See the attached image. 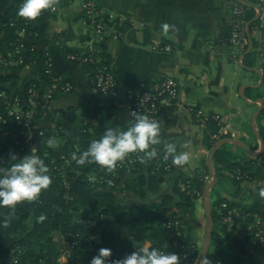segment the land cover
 <instances>
[{"label":"trees","instance_id":"obj_1","mask_svg":"<svg viewBox=\"0 0 264 264\" xmlns=\"http://www.w3.org/2000/svg\"><path fill=\"white\" fill-rule=\"evenodd\" d=\"M22 1L0 0L2 59L14 60L19 55L23 57L22 63L8 67L0 65V91L6 92L9 100L18 96L23 108L27 109L30 85H35L33 99L39 100L45 85L50 83V77L42 71L43 60L39 79L21 81L20 77V72L36 60L37 39L40 36L38 24L45 19L48 12L42 10L35 20L21 17L18 9ZM240 5L243 8L244 23L249 22L250 26L257 23L253 8ZM21 31H24L23 35L19 34ZM34 32L37 34L34 35ZM18 44L23 47L19 54H15L13 49ZM31 47L33 50H30ZM68 53L71 52H66L65 56ZM251 54L249 52L246 56ZM91 59H98L99 62ZM72 62L81 65L88 75L89 92L78 106H69L65 111L59 110L51 124L36 128V154L48 165L52 183L34 201L18 202L14 208L0 206V264H90L92 257L102 247L112 249L113 255L109 259H115L123 258L146 243L180 254L181 264H193L199 254V247L195 241L185 237L184 226L198 199L194 190L203 198L207 184L204 176L208 175V171L203 172L199 168L193 176H182L184 189L178 196L159 193L158 176L165 174L152 172L154 158H146L144 162L136 163L129 171H115L114 175H110L113 185L92 183L89 176L99 174L105 167L91 160L83 165L78 164L72 158L73 153L82 154L90 142L99 139L108 128L126 130L134 119L126 111L125 122L110 126L115 109V95L101 94L94 81L96 64L110 66L103 54L96 50L88 51L81 55L80 60ZM54 73L58 74L55 71ZM63 77L72 83L70 79ZM260 88H264V72ZM60 95L62 94L54 93L53 99ZM258 96H262V91ZM44 105L46 104L37 105L31 130L35 128ZM78 108L79 114L76 113ZM0 114L7 119L6 123L0 122V153L8 142H17L16 151L0 161V169H4L19 162L20 157L28 154L32 147L24 138L15 137L21 125L10 120L2 102ZM263 119L264 106L256 118L258 136L262 142L258 155H251L248 160L242 159L238 157L239 151L247 150L230 142L223 143L213 155L212 162L217 179L209 191L213 228L207 259L211 264H243V260L226 249L223 245L225 241L221 240V236L226 235L229 229H235L238 223L241 224L245 239L253 248L256 251L264 250L255 242V232L264 230V206L241 208L221 195L228 187L231 188L233 196L243 195L241 183L250 178L249 171L253 164L259 161L264 166ZM205 125L204 143L209 148L220 139L228 137L226 134L217 139L212 137L219 127L214 119L208 118ZM4 131L7 132L6 137L2 135ZM40 131L42 134H39ZM251 135L254 137L253 133ZM49 139H54V147L48 145ZM247 145L254 150L257 142L255 145L247 142ZM12 155L17 157L13 159ZM62 155L67 160L61 159ZM62 176L68 181V188L63 185ZM122 203L130 207L132 235L120 243L116 218L118 205ZM41 215L45 217L42 221L39 219ZM31 242H35L37 246L30 245ZM61 254L68 256L67 262L58 260ZM204 264H208L207 260Z\"/></svg>","mask_w":264,"mask_h":264},{"label":"crops","instance_id":"obj_2","mask_svg":"<svg viewBox=\"0 0 264 264\" xmlns=\"http://www.w3.org/2000/svg\"><path fill=\"white\" fill-rule=\"evenodd\" d=\"M81 3L82 0H55L54 7L44 9L48 13L38 24V55L20 72L21 81L39 79L41 61L49 56L54 71L73 83L71 92L41 108L35 128L29 132L32 148H36V128L51 124L59 110L78 106L89 92L88 75L65 53L96 50L109 62L117 86L110 126L125 122L129 93L145 90L166 78L178 83L177 98L162 103L156 121L161 129L160 146L165 150L166 143H175L178 151L189 154V162L183 166L173 164L172 172L165 174L172 178L159 182V193L180 195L184 189L181 177L193 176L199 168L207 170L211 177L209 156L214 146L209 148L204 143L208 118L222 127L221 135L246 145L257 142L254 151L261 149L256 118L258 109L264 106V88H260L264 72V0L242 3L251 6L258 19L251 26L245 23L248 44L242 51L230 42L233 15L226 0H94L103 12L102 35L84 16ZM114 34L119 37L112 38ZM249 52L252 54L246 56ZM76 113H80L79 108ZM251 155L248 151L238 153L245 160ZM211 165L213 168V162ZM249 173L250 178L241 183L243 195L233 196L230 187L221 195L241 208L264 206V197L259 195L264 189V166L255 162ZM118 206L117 235L123 243L132 235L130 207L124 203ZM207 226L204 199L198 198L184 226L185 237L199 247ZM221 240L243 264H264V250L253 248L241 225L229 229ZM197 260L198 256L193 264Z\"/></svg>","mask_w":264,"mask_h":264},{"label":"clouds","instance_id":"obj_3","mask_svg":"<svg viewBox=\"0 0 264 264\" xmlns=\"http://www.w3.org/2000/svg\"><path fill=\"white\" fill-rule=\"evenodd\" d=\"M54 4L55 0H23L18 15L35 20L42 10L54 7ZM160 132L158 121L150 119L147 115L137 114L126 130L106 129L99 139L90 142L82 154L73 153L72 158L81 165L89 160L94 161L109 171L116 169L118 162L123 161L129 153H143L140 160L144 162V157L157 156V151L152 146L161 143ZM47 143L49 146H55L54 139H49ZM164 147V159L171 157L172 163L179 166L189 162V154L178 151L175 143H166ZM11 157L15 159L17 156ZM51 183L49 167L33 147L28 154L20 157L19 162L0 169V206L14 208L18 202L34 201ZM259 195L264 197V189L260 190ZM39 219L42 221L45 217L41 215ZM112 255V249L102 247L98 254L92 257L90 264H181L180 254L148 243L135 248L123 258L109 259ZM205 259L211 264L207 257Z\"/></svg>","mask_w":264,"mask_h":264},{"label":"built area","instance_id":"obj_4","mask_svg":"<svg viewBox=\"0 0 264 264\" xmlns=\"http://www.w3.org/2000/svg\"><path fill=\"white\" fill-rule=\"evenodd\" d=\"M229 3L231 8V12L233 15L232 28L230 33V42L235 48L239 50H244L248 44V38L245 32V23L242 18L243 8L240 4L245 0H226ZM23 1L20 3L22 5ZM81 8L84 16L92 20L94 23L95 32L99 35H102L105 31L104 22L102 19V10L99 9L94 0H82ZM260 16V15H259ZM261 17V16H260ZM13 24V22H11ZM20 35L24 34V31L19 33ZM34 35L37 32L33 33ZM118 34H114L112 38H118ZM23 45L18 44L14 46V53H20ZM33 50V47L30 48ZM91 51V50H90ZM83 53L71 52L66 55L68 60H80L81 55ZM93 62H99L98 59H91ZM23 62V57L19 55L17 59H2L0 52V65L3 67H8L12 65H16ZM42 71L44 74L50 77V83L45 85L44 91L39 100H34L33 95L36 93L35 85L31 84L28 93L30 96L28 97V108L24 109L23 105L18 96L14 97L12 100H9L6 92L0 91V102H2L6 109V114L9 116L11 121L18 123L21 127L17 130L15 137H22L28 143L29 132L31 130V123L33 116L35 114V109L39 103L48 104L53 100L54 93H68L73 89L72 83L66 80L63 76L55 74L53 70V63L49 56H46L42 62ZM94 81L97 90L103 95H115L117 91L116 81L114 74L111 70V67L107 64H96L95 73H94ZM178 83L174 78H166L161 82L155 83L153 86L139 91V92H131L127 95L126 101V111L127 114L135 119L137 114L147 115L150 119L156 120L157 114L161 108V105L164 101H172L177 98L178 95ZM7 119L0 114V122L6 123ZM223 133L222 127L218 128L217 133L213 135V138L217 139ZM7 132L4 131L2 133L3 136L6 137ZM42 134V131L39 132ZM16 141L12 143L11 141L7 143L6 148L3 152L0 153V161L3 160L5 156L11 155L14 151H16L15 145ZM157 151V156L154 158L153 170L154 173L160 174H170L173 170V163L171 157L168 159H164L165 150L158 145L152 146ZM143 156V153L133 152L129 153L123 161L118 162V166L114 170H107L106 168L102 170L97 175H90L89 179L92 183H106L107 185H113L112 179H110V175H114L115 171L120 169H125V171H129L136 163L141 162L140 157ZM148 157H144V160ZM61 159H66L65 155L61 156ZM54 162V159H52ZM60 170V167H57ZM63 177V176H62ZM210 177V175H205V182ZM211 179V177H210ZM63 185L68 188L69 183L65 177L62 178ZM208 182V181H207ZM197 196H199V192L194 190ZM256 243L260 248H264V230L259 229L255 232Z\"/></svg>","mask_w":264,"mask_h":264},{"label":"water","instance_id":"obj_5","mask_svg":"<svg viewBox=\"0 0 264 264\" xmlns=\"http://www.w3.org/2000/svg\"><path fill=\"white\" fill-rule=\"evenodd\" d=\"M260 111H261V109L259 108L257 113H259ZM225 142L239 144L240 146L245 148L252 155H258L260 153V150H261L260 149L259 151H254L253 149L248 147L244 142H242V141H240L238 139L229 138V137L220 139L214 145V147L211 149V153H210V156H209L211 180L205 185L204 191H203V199H204V205H205L207 218H208V226H207V231L205 233V238H204V243H203V248H202V254H201V263L200 264H204V262L206 260L205 257H207V252H208V249H209L210 239H211V232H212V228H213V220H212V218L210 216V209H209V191H210L211 187L215 184L217 178H216V175L214 173V169L212 168L211 162H212L213 155H214L215 151ZM261 148H262V142H261ZM171 178L172 177L170 175H159L158 176V181L161 182V181H165V180H170Z\"/></svg>","mask_w":264,"mask_h":264},{"label":"rangeland","instance_id":"obj_6","mask_svg":"<svg viewBox=\"0 0 264 264\" xmlns=\"http://www.w3.org/2000/svg\"><path fill=\"white\" fill-rule=\"evenodd\" d=\"M211 179H210V177L207 179V181L209 182ZM206 181V183H208ZM198 198H200L199 196H198ZM202 199V198H201ZM226 220V219H225ZM29 224V226H30V222L28 223ZM238 225H241L240 223H238ZM204 237H205V234H204V236H203V238H202V242H201V246H199V254H198V260H197V263L196 264H200V259H201V254H202V248H203V243H204ZM30 245H32V246H37L36 245V243L35 242H31V243H29ZM58 260L59 261H63V262H67L68 261V256L66 255V254H61L59 257H58Z\"/></svg>","mask_w":264,"mask_h":264}]
</instances>
